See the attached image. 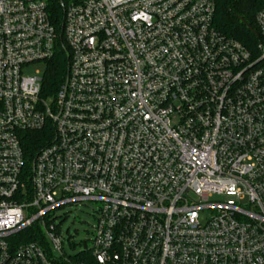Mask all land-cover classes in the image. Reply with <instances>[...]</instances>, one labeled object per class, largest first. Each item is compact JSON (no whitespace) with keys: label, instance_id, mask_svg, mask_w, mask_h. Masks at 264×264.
I'll use <instances>...</instances> for the list:
<instances>
[{"label":"built area","instance_id":"1","mask_svg":"<svg viewBox=\"0 0 264 264\" xmlns=\"http://www.w3.org/2000/svg\"><path fill=\"white\" fill-rule=\"evenodd\" d=\"M59 8L0 0V264H264V6L256 56L217 0ZM80 203L69 256L55 223Z\"/></svg>","mask_w":264,"mask_h":264},{"label":"trees","instance_id":"2","mask_svg":"<svg viewBox=\"0 0 264 264\" xmlns=\"http://www.w3.org/2000/svg\"><path fill=\"white\" fill-rule=\"evenodd\" d=\"M48 3L53 19L59 23L62 17L59 0H48ZM263 6L264 0H217L215 25L222 34L240 42L256 56L262 43V38L257 36L259 32L256 17ZM65 70L66 63L61 57L49 64L46 71V89L50 94L57 90ZM39 145L37 137L34 140H27L30 152H35Z\"/></svg>","mask_w":264,"mask_h":264},{"label":"rangeland","instance_id":"3","mask_svg":"<svg viewBox=\"0 0 264 264\" xmlns=\"http://www.w3.org/2000/svg\"><path fill=\"white\" fill-rule=\"evenodd\" d=\"M44 72V65L33 67ZM97 203H80L72 205L57 214L55 225L59 226L60 233L65 240L64 250L69 256H75L81 251V244L92 238L93 227L96 224L95 213Z\"/></svg>","mask_w":264,"mask_h":264},{"label":"water","instance_id":"4","mask_svg":"<svg viewBox=\"0 0 264 264\" xmlns=\"http://www.w3.org/2000/svg\"><path fill=\"white\" fill-rule=\"evenodd\" d=\"M253 31V30H252ZM254 32V31H253ZM254 34H256L255 32H254Z\"/></svg>","mask_w":264,"mask_h":264}]
</instances>
